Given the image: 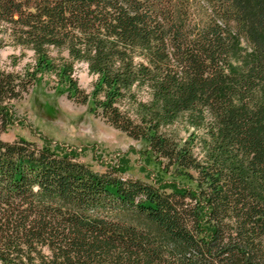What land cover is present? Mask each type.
<instances>
[{"label":"trees","instance_id":"trees-1","mask_svg":"<svg viewBox=\"0 0 264 264\" xmlns=\"http://www.w3.org/2000/svg\"><path fill=\"white\" fill-rule=\"evenodd\" d=\"M1 33L33 59L0 72V133L52 76L186 182L0 138V264H264V0H0Z\"/></svg>","mask_w":264,"mask_h":264},{"label":"rangeland","instance_id":"rangeland-1","mask_svg":"<svg viewBox=\"0 0 264 264\" xmlns=\"http://www.w3.org/2000/svg\"><path fill=\"white\" fill-rule=\"evenodd\" d=\"M1 33L0 35H2ZM0 47V72H23L32 63V52L13 46L6 38ZM52 55L56 54L53 50ZM61 55L65 54L63 50ZM77 85L85 92L92 89L93 76L84 62L74 66ZM54 78L44 76L27 86L19 98L11 99L10 121L0 133L2 140L23 137L38 146L47 145L58 153L70 152L77 161L87 164L95 172L112 167L123 170L124 178L140 179L157 184L158 181L186 180L160 168L147 153L143 143L109 126L99 115L89 112L88 104L69 98L65 86L54 87ZM179 137L189 132L181 124L172 126Z\"/></svg>","mask_w":264,"mask_h":264}]
</instances>
